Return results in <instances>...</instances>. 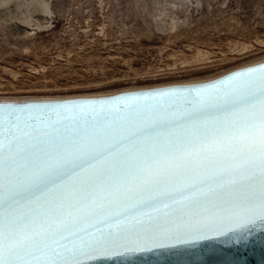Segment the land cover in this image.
Wrapping results in <instances>:
<instances>
[{
	"label": "snow or ice",
	"instance_id": "obj_1",
	"mask_svg": "<svg viewBox=\"0 0 264 264\" xmlns=\"http://www.w3.org/2000/svg\"><path fill=\"white\" fill-rule=\"evenodd\" d=\"M264 221V68L98 103L0 105V264Z\"/></svg>",
	"mask_w": 264,
	"mask_h": 264
},
{
	"label": "rangeland",
	"instance_id": "obj_2",
	"mask_svg": "<svg viewBox=\"0 0 264 264\" xmlns=\"http://www.w3.org/2000/svg\"><path fill=\"white\" fill-rule=\"evenodd\" d=\"M261 41L264 0H0V96L206 77L264 55Z\"/></svg>",
	"mask_w": 264,
	"mask_h": 264
},
{
	"label": "water",
	"instance_id": "obj_3",
	"mask_svg": "<svg viewBox=\"0 0 264 264\" xmlns=\"http://www.w3.org/2000/svg\"><path fill=\"white\" fill-rule=\"evenodd\" d=\"M264 68V56L213 76L88 93L0 96V105L98 103L121 96L210 87ZM84 264H264V221L224 225L195 233L161 235L123 247L100 248Z\"/></svg>",
	"mask_w": 264,
	"mask_h": 264
},
{
	"label": "bare ground",
	"instance_id": "obj_4",
	"mask_svg": "<svg viewBox=\"0 0 264 264\" xmlns=\"http://www.w3.org/2000/svg\"><path fill=\"white\" fill-rule=\"evenodd\" d=\"M174 23H175V21H174ZM264 43V41H261V44H263ZM249 44H247V45H245L244 44V46L242 47V45H241V47H237L235 50H237L238 52H244V51H246V50H248L249 49V46H248ZM239 48H241V49H239ZM234 50V49H233ZM237 51H235V53L237 52ZM233 53H234V51H233ZM223 54V53H222ZM262 56H264V55H262ZM262 56H260V57H262ZM260 57H257V58H260ZM209 58V55H208V52H204V51H199V52H197V55L194 57V61L195 62H201V61H203V60H206V59H208ZM257 58H254V59H252V60H255V59H257ZM192 59V58H191ZM251 59L250 60H248V61H246V62H243V63H241V64H244V63H247V62H249V61H252ZM194 61H191V62H194ZM185 62V61H184ZM183 62V63H184ZM187 62V61H186ZM189 62V61H188ZM187 62V63H188ZM241 64H239V65H241ZM239 65H237V66H239ZM236 67V66H235ZM234 68V67H233ZM228 70V69H227ZM223 71H226V70H222V71H220V72H218V73H221V72H223ZM218 73H214V74H212V75H209V76H213V75H215V74H218Z\"/></svg>",
	"mask_w": 264,
	"mask_h": 264
}]
</instances>
